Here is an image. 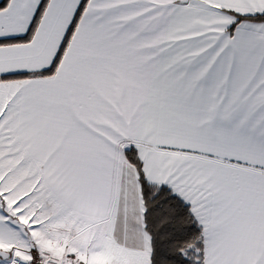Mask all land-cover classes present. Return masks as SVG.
Here are the masks:
<instances>
[{
	"label": "snow or ice",
	"instance_id": "obj_1",
	"mask_svg": "<svg viewBox=\"0 0 264 264\" xmlns=\"http://www.w3.org/2000/svg\"><path fill=\"white\" fill-rule=\"evenodd\" d=\"M0 264H264V0H0Z\"/></svg>",
	"mask_w": 264,
	"mask_h": 264
}]
</instances>
